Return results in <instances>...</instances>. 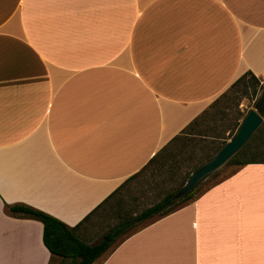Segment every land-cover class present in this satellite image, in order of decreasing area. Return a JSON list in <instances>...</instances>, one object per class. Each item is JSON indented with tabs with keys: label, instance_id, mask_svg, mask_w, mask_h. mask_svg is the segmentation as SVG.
Segmentation results:
<instances>
[{
	"label": "crops",
	"instance_id": "crops-1",
	"mask_svg": "<svg viewBox=\"0 0 264 264\" xmlns=\"http://www.w3.org/2000/svg\"><path fill=\"white\" fill-rule=\"evenodd\" d=\"M264 77V0H0V264H48L24 204L73 226L240 74ZM91 264H264V162Z\"/></svg>",
	"mask_w": 264,
	"mask_h": 264
},
{
	"label": "trees",
	"instance_id": "trees-1",
	"mask_svg": "<svg viewBox=\"0 0 264 264\" xmlns=\"http://www.w3.org/2000/svg\"><path fill=\"white\" fill-rule=\"evenodd\" d=\"M260 84V79L254 76L250 71H245L240 74L218 97H216L205 109H203L198 115H196L189 123H187L178 134L174 135L168 142H166L148 161L135 173L126 178L118 187H116L100 204H98L93 210L86 214L81 220H79L73 226H68L57 218L32 207L24 204H4V211L10 215L16 217H26L38 220L41 225V241L47 251L49 252L48 264H91L96 258L115 246L119 241L128 236L134 225L139 222H148L161 217L190 201L193 191L196 185L203 179H200L195 186L184 195L174 198L173 194L182 186L186 179L180 184V186L172 192L166 193L159 201L147 206L140 212L131 215L128 213L119 214L117 220L110 226H108L100 235L92 242L84 241L80 236V231L83 225L90 219V216L109 199H111L120 186L130 178H133L141 169H143L150 162L161 163L163 159H167L169 155L173 153V146L176 142H182L185 139H192L195 136L207 137V134L196 132V128L200 122L203 121L206 115L214 108L215 104L220 98L225 97L227 93H232L239 86L241 92L246 93L247 89H251L252 95L255 94L256 86ZM239 89V88H238ZM259 98L255 100L254 106H258ZM242 111L238 110L234 127L229 131L227 137L211 136L210 142H215L214 138L219 142L212 148L210 154L198 159V163L192 167L190 173L195 170L202 163L208 161L215 152L224 144V142L234 133L238 119L241 116ZM260 115L264 117V106L261 108ZM257 137L258 144H255L250 152H244L245 147ZM263 146V149H262ZM261 147V149H259ZM264 162V119L259 127L252 134L250 139L244 144V146L232 156L224 165H233L238 167L247 163ZM234 169V170H235ZM233 170V171H234ZM217 170L211 172L215 173ZM232 171V172H233ZM231 172V173H232ZM210 173V174H211ZM209 175V174H208ZM206 177V176H205ZM117 199L114 201L117 204ZM146 222V223H148ZM144 223V224H146ZM143 224V225H144Z\"/></svg>",
	"mask_w": 264,
	"mask_h": 264
},
{
	"label": "rangeland",
	"instance_id": "rangeland-1",
	"mask_svg": "<svg viewBox=\"0 0 264 264\" xmlns=\"http://www.w3.org/2000/svg\"><path fill=\"white\" fill-rule=\"evenodd\" d=\"M263 90L264 77L260 78V84L256 86L254 95L250 88L246 93H243L238 86L232 93H227L225 97L220 98L196 128V132L208 136L205 138L195 136L192 139L176 142V145L173 146V153L167 159H163L161 163L153 161L148 163L133 178L125 181L114 196L102 204L83 225L80 231L81 238L86 242H92L117 220L119 214L134 215L159 201L166 193L175 191L186 179V176L190 175V171L198 163V159L210 154L212 148L218 144L219 141L215 138L214 143L210 142L211 136L227 137L229 131L234 127L238 110L242 111L239 121L247 108L256 109L258 107L254 106V102L256 99H260ZM262 118L264 119L263 116ZM258 143V138H253L243 151L250 152L254 148L253 146ZM235 168L236 166L233 165H223L215 173L204 177L196 185L191 198L210 184L229 175ZM116 199L118 200L117 204L114 203ZM148 221L137 222L132 229H136Z\"/></svg>",
	"mask_w": 264,
	"mask_h": 264
},
{
	"label": "water",
	"instance_id": "water-1",
	"mask_svg": "<svg viewBox=\"0 0 264 264\" xmlns=\"http://www.w3.org/2000/svg\"><path fill=\"white\" fill-rule=\"evenodd\" d=\"M264 106V90L259 99L258 107H249L238 122L234 133L224 142L215 154L206 162L193 170L182 186L173 194L174 198L180 197L191 190L195 184L211 172L223 166L234 156L250 139L252 134L261 124L263 118L260 110Z\"/></svg>",
	"mask_w": 264,
	"mask_h": 264
}]
</instances>
